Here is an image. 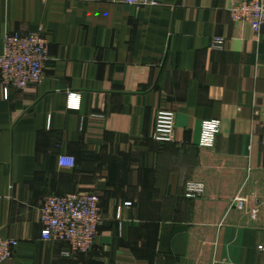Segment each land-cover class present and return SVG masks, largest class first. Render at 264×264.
I'll use <instances>...</instances> for the list:
<instances>
[{
	"label": "crops",
	"instance_id": "0c3cea01",
	"mask_svg": "<svg viewBox=\"0 0 264 264\" xmlns=\"http://www.w3.org/2000/svg\"><path fill=\"white\" fill-rule=\"evenodd\" d=\"M241 1L0 0V54L6 34L49 49L41 83L0 88V234L18 240L0 264H264V26L232 18ZM161 109L173 142L153 138ZM69 193L100 196L89 252L41 236L47 197Z\"/></svg>",
	"mask_w": 264,
	"mask_h": 264
},
{
	"label": "built area",
	"instance_id": "2783aa9c",
	"mask_svg": "<svg viewBox=\"0 0 264 264\" xmlns=\"http://www.w3.org/2000/svg\"><path fill=\"white\" fill-rule=\"evenodd\" d=\"M130 5L158 6V0H117ZM232 18L251 24L255 32L264 26V0H243L230 10ZM224 39L214 37L213 48H222ZM49 60L48 41L41 33L27 35L6 34L4 51L0 54V88L2 98L8 100L11 88L24 89L39 84L44 79V68ZM78 100V101H77ZM79 104L76 94L70 95V107ZM176 112L158 110L155 117L153 138L160 143L175 140ZM221 129L220 120H205L201 126L200 145L213 146ZM61 167L74 168L76 158L70 155L59 157ZM205 191L202 181L186 183L185 196L195 198ZM240 208L245 201L235 198ZM126 202L125 205H131ZM101 199L96 193H69L47 197L40 214L44 240H66L70 249L89 252L94 247L102 224ZM18 246V240L0 234V263L9 260ZM70 252H66L69 255Z\"/></svg>",
	"mask_w": 264,
	"mask_h": 264
}]
</instances>
